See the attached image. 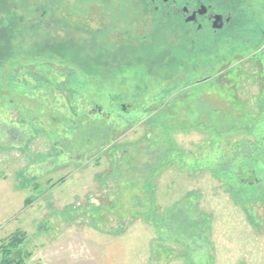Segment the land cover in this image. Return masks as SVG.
<instances>
[{
  "label": "rangeland",
  "instance_id": "374dc122",
  "mask_svg": "<svg viewBox=\"0 0 264 264\" xmlns=\"http://www.w3.org/2000/svg\"><path fill=\"white\" fill-rule=\"evenodd\" d=\"M135 1H104L108 31L83 10L95 0H0V33L35 26L0 52V261L16 236L23 264H264V39L197 64L198 48L145 31ZM133 22L142 52L88 71L100 57L82 47L114 55ZM102 113L110 132L92 141Z\"/></svg>",
  "mask_w": 264,
  "mask_h": 264
},
{
  "label": "flooded vegetation",
  "instance_id": "af4514ba",
  "mask_svg": "<svg viewBox=\"0 0 264 264\" xmlns=\"http://www.w3.org/2000/svg\"><path fill=\"white\" fill-rule=\"evenodd\" d=\"M104 1L106 0H95L92 8L88 5L83 7V10L88 8L93 10L101 17L100 20L110 22L106 28L108 31H113L117 25L113 22L115 20H112L106 13V10H109V4ZM131 1L134 4V0ZM135 3L137 12L141 15L138 22L143 20V23L147 18L155 22L148 21L149 25L145 27V31L149 29L155 34L167 32L173 35L175 40L181 42V48L186 57H190L192 52L189 46L198 48L199 54L202 53L203 56L201 54V59L197 58V64L200 61L209 62L210 54L212 50H217V45L221 46L234 39L249 42L253 35L254 37L257 35L260 40L264 39V28L259 24L254 26L253 18L246 11L254 7L253 0H146V2L139 0ZM120 25L122 29L117 30L118 38H115L117 50L114 48L115 51L112 53L119 55L115 64L123 67L128 65L133 54L142 52V47L151 37L144 36L145 40L142 41L141 47L135 48L132 46L133 39L131 41L134 31L132 26L135 22ZM115 35L116 33H112V36L116 37ZM192 56H195L194 52ZM123 57L126 60L122 59ZM203 57L208 59H203ZM254 59L258 65L257 69L259 68V77L262 79L259 89L264 90V65L259 61L260 59ZM121 60L124 61L120 62Z\"/></svg>",
  "mask_w": 264,
  "mask_h": 264
},
{
  "label": "trees",
  "instance_id": "16d2710c",
  "mask_svg": "<svg viewBox=\"0 0 264 264\" xmlns=\"http://www.w3.org/2000/svg\"><path fill=\"white\" fill-rule=\"evenodd\" d=\"M2 2V1H1ZM22 24V25H27V24H24L20 18L18 17H15L11 20L10 18V21L8 23H3L1 21V33H0V52H1V55L4 56L6 55V53H11V54H14L15 50L17 49H21V45L19 43H16L19 41H21V37H20V33L17 29H18V26ZM27 26H30V31H32L33 29H35V26L32 25V24H29ZM37 27V26H36ZM17 30V33H15ZM19 32V33H18ZM18 38H21V39H18ZM12 40L14 41V43H12ZM94 45V44H93ZM74 48H76L75 45H72ZM88 47V48H87ZM85 48V49H84ZM100 47L98 46H91V44L87 43V46H83L82 49L83 50H87L88 53L90 54H96L98 55L100 58L99 60L95 61L96 63L91 67L90 69L88 68L87 70L88 71H91L93 72L94 69H103V68H109V67H112L113 65H115V62L114 64H111L109 65V63L105 62V61H108V60H111L112 58V55L106 53V50L104 49H98ZM77 50V49H76ZM76 50L73 51V49H71L72 52H75ZM14 57V56H13ZM103 58V59H102ZM111 58V59H110ZM33 59V58H32ZM12 61H10L9 63H11ZM88 63V61L86 60V64ZM9 66L6 65V67ZM88 74V73H87ZM73 98V97H71ZM99 118H101V123L103 124L102 126V130H101V135H98V137H94L93 133L90 134V132L87 131V133L90 134V139L93 141L94 139H100V141L102 140H105L107 139V135L109 134L110 132V122L107 121V116H104L103 113L102 114H98L97 115ZM102 117H105V118H102ZM88 119V118H87ZM91 127V125H89V127H87V130H89ZM83 132V131H82ZM86 133V132H85ZM173 208L169 209V210H172ZM150 212V211H148ZM148 212L146 213V215H144L145 218L149 217ZM167 213V212H166ZM166 213L164 215H166ZM168 216V214L166 215ZM147 221H148V218H147ZM149 222H151L155 229L159 232L160 227L156 224L155 220L153 219H149ZM14 236V235H13ZM23 242V238H20V237H12L9 241V243L6 245V247L4 249H2V260L0 261V264H23V261L19 255V253L16 252L17 248L22 244ZM13 251H14V254H13Z\"/></svg>",
  "mask_w": 264,
  "mask_h": 264
}]
</instances>
